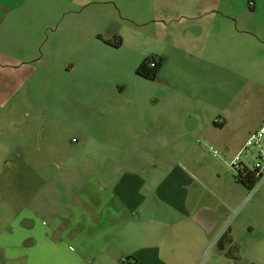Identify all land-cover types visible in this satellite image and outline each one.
<instances>
[{"label":"rangeland","instance_id":"rangeland-1","mask_svg":"<svg viewBox=\"0 0 264 264\" xmlns=\"http://www.w3.org/2000/svg\"><path fill=\"white\" fill-rule=\"evenodd\" d=\"M90 2L0 12V232L39 200L54 202L64 192L56 182L68 191L126 167L156 185L181 166L202 180L188 184L184 208L212 190L230 229L205 235L184 208L174 217L161 208L157 230L178 223L167 241L176 257L264 264V180L244 186L219 157L232 158L264 119V0L255 9L235 0L217 28L211 14L163 25L148 8L134 14L135 0ZM151 59L159 66L148 79L137 68Z\"/></svg>","mask_w":264,"mask_h":264},{"label":"crops","instance_id":"crops-1","mask_svg":"<svg viewBox=\"0 0 264 264\" xmlns=\"http://www.w3.org/2000/svg\"><path fill=\"white\" fill-rule=\"evenodd\" d=\"M12 1L0 3L3 17L30 0H15L10 5ZM68 1L81 9L91 4V0ZM135 3L134 14L138 8H148L152 22L163 24L180 19L197 22L211 14L214 28L219 25L217 14L232 13L230 10L236 6L235 0H135ZM246 4L247 8L257 6L256 0H246ZM124 7L129 9L125 4ZM53 18L49 19L58 21ZM23 156L18 152L13 154L20 161ZM199 174L179 166L177 174L170 171L152 185L147 175L121 167L117 168L114 179L96 180L89 176L86 181L68 187V191L64 184L56 182L57 188L64 192L54 202L44 200L48 198L39 200L0 232V264H107L108 255L115 264L121 257H125V264H182V258L176 257V247L167 242L178 223L171 222L157 230V216L163 214V207L173 217L176 213L182 215L188 184L202 185ZM206 195L204 202L191 208L193 211L186 202L183 216L199 225L203 234H218L226 228L225 224L220 225L226 219L219 223L224 204L219 209L214 191L208 190ZM141 209L144 214L139 213ZM130 224L132 229H125Z\"/></svg>","mask_w":264,"mask_h":264},{"label":"built area","instance_id":"built-area-1","mask_svg":"<svg viewBox=\"0 0 264 264\" xmlns=\"http://www.w3.org/2000/svg\"><path fill=\"white\" fill-rule=\"evenodd\" d=\"M148 67L154 68L156 60H149ZM208 153L216 156L218 152L211 146L207 148ZM220 159L224 160L228 169L235 172L236 177L252 178L255 184L264 180V119L259 129L251 132L245 140L243 146L229 160L225 155L220 154ZM117 264H125V257L119 258Z\"/></svg>","mask_w":264,"mask_h":264},{"label":"trees","instance_id":"trees-1","mask_svg":"<svg viewBox=\"0 0 264 264\" xmlns=\"http://www.w3.org/2000/svg\"><path fill=\"white\" fill-rule=\"evenodd\" d=\"M146 62H147V60L140 64V66L137 68V73L140 74L141 76L145 77V78L152 79L155 76V72L159 66V63L157 62L156 67L150 68V67H148ZM216 124H217V122H216ZM236 178H238L239 179L238 181L241 182L244 186L250 185L249 187H251V188H253L255 183H256L255 180L250 179V178H240V176L236 177Z\"/></svg>","mask_w":264,"mask_h":264},{"label":"flooded vegetation","instance_id":"flooded-vegetation-1","mask_svg":"<svg viewBox=\"0 0 264 264\" xmlns=\"http://www.w3.org/2000/svg\"><path fill=\"white\" fill-rule=\"evenodd\" d=\"M116 43H119V40L118 41H115ZM147 63V62H146ZM250 179H252V178H250ZM239 180V179H238Z\"/></svg>","mask_w":264,"mask_h":264}]
</instances>
